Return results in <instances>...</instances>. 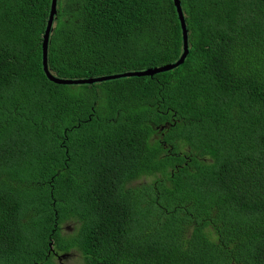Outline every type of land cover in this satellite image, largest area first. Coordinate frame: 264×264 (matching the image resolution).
<instances>
[{
	"label": "trees",
	"instance_id": "trees-1",
	"mask_svg": "<svg viewBox=\"0 0 264 264\" xmlns=\"http://www.w3.org/2000/svg\"><path fill=\"white\" fill-rule=\"evenodd\" d=\"M180 3V65L64 84L43 64L52 0H0V264H264V0ZM54 16L57 78L184 49L174 0H57Z\"/></svg>",
	"mask_w": 264,
	"mask_h": 264
},
{
	"label": "water",
	"instance_id": "water-1",
	"mask_svg": "<svg viewBox=\"0 0 264 264\" xmlns=\"http://www.w3.org/2000/svg\"><path fill=\"white\" fill-rule=\"evenodd\" d=\"M174 2L176 5V8H177L178 17H179V20L181 23L182 35H183V48H184L180 58L177 61L172 62V63H168V64H164L161 66L146 68L143 70L127 71V72H123V73L109 74V75H105V76L99 77V78L61 79V78H57V77L51 75V73L48 69V65H47L50 34H51V31L53 28V22H54V18H55L54 15L57 12V0H52L50 15H49V19H48L47 26L45 29V33H44V37H43V44H42L43 64H44V68H45L47 75L49 76L50 79L55 80L59 83H64V84L76 83V84H79V83H88V82L91 83L93 81H100V80H110V79L120 78V77H124V76H131V77L145 76V75H151L152 76L155 73L164 72V71L170 70V69L180 65L182 62H184V60L188 56L190 46H189V39H188V28L186 26L185 16H184V13H183V10L181 7L180 0H174Z\"/></svg>",
	"mask_w": 264,
	"mask_h": 264
},
{
	"label": "rangeland",
	"instance_id": "rangeland-1",
	"mask_svg": "<svg viewBox=\"0 0 264 264\" xmlns=\"http://www.w3.org/2000/svg\"><path fill=\"white\" fill-rule=\"evenodd\" d=\"M166 204L170 205V202L167 201ZM80 225H81L80 220H69L68 222L62 224V228H61L62 234L69 235L71 232L74 233L78 230L77 228L80 227ZM55 261L57 264H82L80 258L77 256L76 253L63 252L62 255L56 257Z\"/></svg>",
	"mask_w": 264,
	"mask_h": 264
},
{
	"label": "clouds",
	"instance_id": "clouds-1",
	"mask_svg": "<svg viewBox=\"0 0 264 264\" xmlns=\"http://www.w3.org/2000/svg\"><path fill=\"white\" fill-rule=\"evenodd\" d=\"M74 249V251L76 252V251H78L77 249H75V248H73Z\"/></svg>",
	"mask_w": 264,
	"mask_h": 264
}]
</instances>
